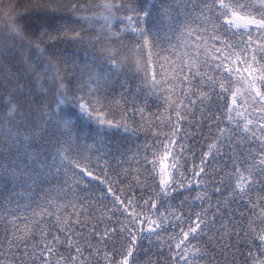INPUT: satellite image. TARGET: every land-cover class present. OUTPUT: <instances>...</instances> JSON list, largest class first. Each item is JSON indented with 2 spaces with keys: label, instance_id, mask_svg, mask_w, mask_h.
Here are the masks:
<instances>
[{
  "label": "trees",
  "instance_id": "16d2710c",
  "mask_svg": "<svg viewBox=\"0 0 264 264\" xmlns=\"http://www.w3.org/2000/svg\"><path fill=\"white\" fill-rule=\"evenodd\" d=\"M207 2L211 3V0ZM245 2L257 3V0ZM74 3L76 0H0V119L3 120L0 137L7 140L6 125L10 123L8 112L11 102L19 110V115L13 114L12 123L19 128L22 137L30 139L33 150L44 149L41 159L51 165L56 137L61 134L64 121H68L75 153H82L86 158L81 166L90 167L96 174H100L102 167L105 174L101 175V180L110 177L111 181L118 183L120 191H117V183H113V191L125 200V205L116 207L118 202L111 195L106 196L104 184L91 178L69 192L62 184L64 172L57 174L61 167L58 158L51 172L43 178L37 176V183L31 190L24 186L13 192L11 183L6 186L0 180V256L3 264H13L14 257L20 258L21 264H32L40 254L53 264L57 261L64 264L69 256L77 255L64 243L65 236L53 226V219L45 218L40 228L34 227L42 209L48 207L43 203L45 198L50 201L52 211L57 215L62 213V221L73 225L76 219L84 222L82 227L73 226L70 231L80 233L91 245L89 251L84 247L85 241H81L85 264H107L104 250L113 259H120L118 254L127 246V233L123 229L131 223H139L140 229L147 232L149 220L156 221L160 227L151 237V242H144L143 250L134 252L138 264H176L178 250L174 245L180 239L181 230L188 231L189 226L197 222L196 214L204 213L209 218L218 217L214 226L216 230H220L223 223L228 232L220 231L219 236L217 231L205 232L193 242L208 249L205 259L199 264H254L241 254L247 253L248 247L238 248L237 241L223 239L231 235L232 221L236 232L248 230L249 226L258 233L264 229V224L260 223L264 219V184L255 182L259 177L256 168L243 163L245 160L258 163L253 157L260 153L264 133L256 127L255 114L249 118H253L254 123L250 127L256 131V136L240 130L237 122L242 123V118L234 113L233 120L227 118L228 107H239L240 111L247 109L245 115L252 112L251 101L241 106L245 84L236 75H229L223 66L220 69L215 67L220 62L215 57L228 49L221 41L208 39L207 63L194 78L189 74L187 80H182L172 71L168 61L175 60L171 55L174 46L187 38L181 36L180 31L173 34L170 25L179 21L196 29L199 24L195 15L184 20L188 9L183 3H175L174 0H87L94 7L92 11L83 13L73 11ZM103 3L125 5L115 13L118 19L111 28L126 45V49H119L124 55L116 59L115 65L108 63L112 59L106 51L109 42L101 39L99 43L88 46L76 39L77 32L86 38H102V21H86L80 17L103 13L104 9L97 7ZM226 23V18L215 21L219 29L217 34L225 35ZM14 27L19 29V35L13 31ZM141 32L144 33L142 37ZM226 34L230 44L246 41L248 35L243 29L235 35L232 32ZM258 36L260 34L253 32L252 40L256 41ZM111 46H116L114 41ZM39 50H43L42 57ZM149 51L150 61L147 59ZM235 51L240 52V48ZM41 59H50L59 66L63 79L53 76L55 69L45 74V65L37 63ZM236 64L240 67V74L246 76L241 62L236 61ZM161 65L163 72L160 71ZM228 67L232 64L228 63ZM93 72L102 78L103 93L98 94L101 102L91 118L71 102L57 106L59 83L79 88L89 82V74ZM153 72L156 73L155 81L150 75ZM206 74L211 75L212 80L209 81ZM217 82L224 84L229 91L224 92ZM237 89V105L233 106L231 93ZM254 89L264 92V85L257 81ZM68 94L71 95L70 92ZM204 96L209 99L201 103L199 97ZM98 119L105 123L98 124ZM28 128L38 135L30 136ZM221 130L227 139L221 136ZM161 145H168L176 159L167 158L164 161L167 168L157 165L152 169L145 157L147 161H153V153L162 155L164 148ZM20 154L23 155L22 147ZM233 161L240 170L239 174L246 178L242 182L250 185L243 195L234 191L238 174L233 170ZM172 163L176 164L175 169L171 167ZM33 167L38 174L39 167L35 164ZM201 168L203 172H200ZM72 174L68 171L69 176ZM167 176L175 179L177 186L176 191L166 195L167 187L160 181ZM33 200L40 201L42 207H26ZM128 200H131V205ZM152 204L156 207L152 208ZM74 211L76 216H73ZM25 221L32 229L30 242L26 245L31 256L9 250L14 248L9 241L20 236L12 223L15 222L22 230ZM59 227L63 228V224ZM42 231L51 235L45 237ZM53 235L60 237V243L53 241ZM72 239L75 243L77 237ZM241 239L249 238L241 236ZM48 243L53 244L52 255L41 247ZM225 243L229 245L227 250ZM255 248H259L258 241L254 242ZM254 254L259 257L258 251ZM36 264H44V261L37 259Z\"/></svg>",
  "mask_w": 264,
  "mask_h": 264
},
{
  "label": "snow or ice",
  "instance_id": "6c2138e0",
  "mask_svg": "<svg viewBox=\"0 0 264 264\" xmlns=\"http://www.w3.org/2000/svg\"><path fill=\"white\" fill-rule=\"evenodd\" d=\"M175 3H183L188 9V15L184 16V20L187 21L191 16L195 15L196 19L199 21L198 27L196 29L191 28L186 23H181L176 21L174 24L170 25V30L175 34L176 31H180L181 36H185L187 39L183 43H178L171 50V55L175 57V60L168 61L172 71L176 72L179 75V78L182 80H187L189 74L194 78L201 72L204 64L207 63L208 57V47L207 42L208 39H212L213 41H221L223 46L228 49L227 52H222L220 49H216L217 53H221L215 57L216 60L220 61L215 64L217 69H220L222 66L224 70L229 75H236L241 82L245 84L244 93H241L243 97L241 101V106L244 104H249L251 101L250 107L252 108V112H248V115H245V111H240L239 107L227 108V118L229 121L233 120V113L236 117L242 118V123L237 122V126L244 133H250L252 136H256V131L253 130L252 126L255 119L256 127L260 133H264V92H261L259 89H254V85L259 81L260 84L264 85V0H257V3L245 2V0H229V2H225V0H211V3H208L207 0H174ZM203 5L202 7L200 5ZM92 5L87 3V0H76V3L72 5L73 11L76 12H89L93 10ZM97 7H102L104 12L97 15L93 14L91 17H80V19L86 21H96L101 25V31L103 33L102 38L97 37L86 38L82 37L80 33H76V39L78 42H83L88 46H92L94 43H99L101 39L109 42L110 46L107 48V54L112 57V59L108 62L110 65H115V61L120 56H123L124 53L120 52L119 49H126V45L124 41L115 33L111 31L113 22L117 20L115 13L121 11L122 8L125 7L123 4H113V3H103ZM147 15V12L145 13ZM221 18H226L227 23L224 25L225 35L217 34L219 29H217L215 21L220 20ZM173 20L175 18L173 17ZM255 27H252V26ZM240 29H243L245 33H248L247 40L241 41L237 44L228 43V36L226 33L232 32L233 35L236 32H239ZM235 30V31H233ZM13 31L16 32L17 35L20 34L19 29L13 28ZM258 33L256 41L252 40V33ZM140 36H144V33L141 32ZM115 42V47L111 46L112 42ZM241 44L244 45L241 48ZM255 45V47L253 46ZM240 48V52L235 51V49ZM41 57L43 56V50H39ZM88 53L86 52L85 55ZM259 54V59H258ZM159 56V54H158ZM235 57V59H233ZM147 59L151 60V51H149V55ZM236 61L241 62V66L243 67V72L247 73L246 76H242L240 67H237ZM37 63L44 64V72L47 74L49 71L55 69L53 72L54 77H60L61 68L57 65H54L51 60L48 61L39 60ZM62 63H65L62 61ZM137 63H140V60L137 59ZM228 63L232 64V67H228ZM255 65V67H253ZM251 69V71L249 70ZM66 71V70H65ZM161 72L164 71L163 65H161ZM182 74V75H180ZM90 80L88 83L81 85L77 88L75 85L71 87H66L62 82L59 83L58 89V101L57 106L59 107L62 104H67L69 102L75 104L82 113L87 114L90 118L93 113L97 111V105L100 104L101 99L100 95L103 93V89L101 88V77L93 72L90 73ZM152 76L153 81H155L156 73L153 72L150 74ZM61 80L63 77H60ZM206 78L210 81L212 80L211 75L206 74ZM71 83V81H70ZM95 85V87H92ZM217 86L223 89L224 92H228L229 88H226L224 84L217 82ZM233 91L232 94V105H237V96L236 92ZM71 93L69 95L68 93ZM82 93L78 95L77 93ZM201 99V103L204 102L205 99H209V97H199ZM192 103H195L192 101ZM19 115V110L16 105L11 104L9 102V112H8V120L10 123L6 125L8 130L7 140L3 137H0V148L3 149L0 152V180L4 181L7 186L11 183L12 191L14 192L16 188L27 186L30 190L33 189V186L37 183V176L39 175L41 178L45 177L47 173L51 172L55 167L57 158L60 161L61 167L57 169V174L60 171L64 172V177L62 179V184L64 187L68 189L69 192L74 191L75 188H79L82 182H86L88 178L91 180H95L98 183L104 184L105 194L111 195L115 201L118 202L116 207L120 208L125 205V200L120 199L119 196L113 191V183H117L115 181H111L109 177L107 180H101V175L105 174L104 169L100 168V174L94 173L90 170V167H82L83 160L86 159L83 157L82 153H75V149L73 148V141L71 139V125L68 121H64V128L60 135H57L56 141L53 145L55 148V155L53 156V163L51 165L47 164L46 160L41 159L44 153V149L41 148L39 151H35L31 147V141L27 137H22L20 135L19 128L16 127L12 121L14 120V116ZM177 117H180L179 111L176 113ZM98 124H104L105 121L98 119ZM111 125V121L108 122ZM0 125H3V120L0 119ZM15 129V130H14ZM30 136L35 137L38 135L33 132L31 128H28ZM127 131V129H125ZM221 136H225L226 134L221 130ZM227 139V137H226ZM261 140L264 141V137H261ZM174 143V141H173ZM223 143V142H222ZM21 147L23 148V155L20 154ZM164 148L163 154L160 155L158 153H153L154 160L147 161L145 157L146 163H148L149 167L155 169L157 165H163L164 168H167L168 165L164 163V161L172 157L173 160L176 157L173 156L172 151L169 149L168 145H161ZM216 146L213 145V148ZM182 150V148H181ZM75 153V155H74ZM251 155V153H249ZM231 159V157H230ZM254 160H258V163H253L251 160H245L243 163H247L250 168H256L259 173V177L257 181L260 184H264V144H262L260 148V153L253 157ZM103 160V157H101ZM35 164L39 167L40 172L36 173V168L33 167ZM67 165V167H63V165ZM99 165H92L91 167H98ZM172 168H176V164L172 163ZM233 170L238 174L237 175V183L234 191L239 195H243L246 190L249 189V183H243L246 178L243 175L239 174V168L236 166L235 161H233ZM68 171H72V175H68ZM204 169L201 168L200 172H203ZM199 175V173H196ZM161 184L167 187V195L168 192L176 191L177 181L173 179L171 176H167L163 178ZM182 186V185H180ZM89 189H84V191H88ZM219 191V188L216 189ZM117 191H120L117 183ZM131 195V192L128 193ZM129 205H131V200L127 201ZM43 203L48 205L42 209V215L40 216L37 223L34 225L35 228H40L41 222L45 218H51L55 221L54 227H57V230L61 232V235L65 236L64 243L68 244L72 251H74L76 256H69L64 264H85V258L83 256V251L81 248V241H85L84 247L91 251V245L86 242V238L80 233L70 231V229L75 227H82L84 222L76 219L75 225L68 221H62L61 215H57L55 211H52L50 201L48 199H44ZM147 203V201H145ZM17 207H19L17 205ZM26 207L33 208H41V202L38 200H33L31 205H27ZM75 207V206H73ZM152 208H155V204L151 205ZM15 215V212L12 213ZM115 214V213H114ZM264 214V213H262ZM77 213L74 211L73 216H76ZM83 215V213H80ZM162 215V214H161ZM161 217L158 216V219ZM178 219V215L176 216ZM132 218H130L131 220ZM218 217L209 218L207 213L196 214V223L194 225H190L188 231L181 230L180 239L174 245V248L178 250L177 256L178 260L176 264H199V261L205 259L208 249L207 247L198 246L193 243L194 241L200 239V237L209 231H217V235L219 236V232L223 231L225 233L228 232V229L221 224V229L216 230L214 228ZM163 222V221H161ZM150 227L147 232H144L139 227V223H131L130 226H126L123 229V232L127 233L126 243L127 246L124 248V251L120 252L118 255L121 257L120 259H113L111 255H109L107 250L103 251V256L107 264H138L137 256H134L135 253H139L144 248V242H151V237L156 233V229L160 227V224L156 223V221L149 220L148 221ZM233 223V230L230 236L224 237L223 239H231L237 241V247H248L249 251L247 253H241L246 257V261H252L254 264H264V229H262L259 233L256 229L251 228L249 226L248 230L241 229V232L235 231V222ZM261 224H264V219H261ZM63 224V228H60L59 225ZM155 224L156 227L152 228L151 225ZM12 227L20 232V236H14L13 239L9 241V244L13 247H10V251L20 252L22 256H31L32 253L28 252L26 245L30 242L32 229L28 228L27 222L25 221V228L19 229L18 225L13 222ZM199 230V231H198ZM42 235L47 237V235H51V233H44L42 231ZM94 235H97L94 232ZM108 233L105 231V236ZM139 235V239H138ZM241 236L249 238V239H241ZM73 237H77L75 243H73ZM55 243H60V237L53 235L52 237ZM259 242V248L254 249V242ZM107 244V240L104 241ZM24 246V247H22ZM44 252L48 253V255H52L54 252V247L52 243L41 245ZM229 245L225 243L224 248L227 250ZM172 251V248L169 249ZM254 251L259 252V257L254 254ZM43 260L44 264H53L51 260L46 259L43 254H40L38 257L33 259L32 264H36V260ZM63 260V257H61ZM0 264H3V258L0 256ZM13 264H21V259L14 257ZM56 264H60V261H57Z\"/></svg>",
  "mask_w": 264,
  "mask_h": 264
}]
</instances>
